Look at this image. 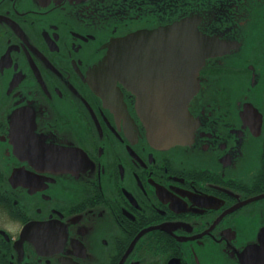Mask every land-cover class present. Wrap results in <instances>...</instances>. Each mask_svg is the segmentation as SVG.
<instances>
[{
	"label": "flooded vegetation",
	"instance_id": "obj_1",
	"mask_svg": "<svg viewBox=\"0 0 264 264\" xmlns=\"http://www.w3.org/2000/svg\"><path fill=\"white\" fill-rule=\"evenodd\" d=\"M181 17L231 48L198 71L191 137L159 146L87 73ZM144 58L136 85L168 93ZM0 264H264V0H0Z\"/></svg>",
	"mask_w": 264,
	"mask_h": 264
},
{
	"label": "water",
	"instance_id": "obj_2",
	"mask_svg": "<svg viewBox=\"0 0 264 264\" xmlns=\"http://www.w3.org/2000/svg\"><path fill=\"white\" fill-rule=\"evenodd\" d=\"M230 48L231 44L217 36L199 31L192 18L181 17L153 29L143 28L113 38L102 58L88 70L87 79L102 97L119 94L117 82L132 91L136 114L152 143H185L193 129L188 103L195 93L198 71L207 58L225 54ZM140 56L150 57L142 62L153 64L149 73L160 74L156 70L159 65L166 76L175 80L168 93H149L136 85Z\"/></svg>",
	"mask_w": 264,
	"mask_h": 264
}]
</instances>
